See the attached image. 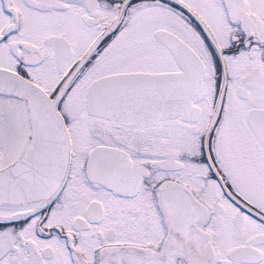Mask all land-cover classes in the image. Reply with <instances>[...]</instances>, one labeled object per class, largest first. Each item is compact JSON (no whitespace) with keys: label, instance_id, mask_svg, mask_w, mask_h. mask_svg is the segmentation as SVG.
<instances>
[{"label":"snow or ice","instance_id":"6c2138e0","mask_svg":"<svg viewBox=\"0 0 264 264\" xmlns=\"http://www.w3.org/2000/svg\"><path fill=\"white\" fill-rule=\"evenodd\" d=\"M0 264H264V0H0Z\"/></svg>","mask_w":264,"mask_h":264}]
</instances>
